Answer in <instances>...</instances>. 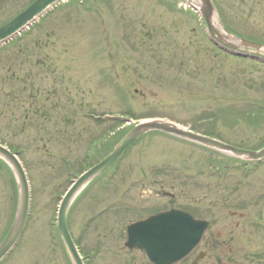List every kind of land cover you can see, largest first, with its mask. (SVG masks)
<instances>
[{
    "label": "rangeland",
    "instance_id": "374dc122",
    "mask_svg": "<svg viewBox=\"0 0 264 264\" xmlns=\"http://www.w3.org/2000/svg\"><path fill=\"white\" fill-rule=\"evenodd\" d=\"M31 1L0 0V25ZM214 3L232 33L264 42V0ZM150 116L260 147L264 62L216 47L187 0H66L2 45L0 143L25 167L30 207L23 236L0 264H71L57 229L62 196L130 122ZM17 189L0 162V228L12 220ZM164 207L210 222L180 264H264V160L163 133L141 138L83 189L70 229L88 264H150L125 245L124 229Z\"/></svg>",
    "mask_w": 264,
    "mask_h": 264
},
{
    "label": "water",
    "instance_id": "95a60500",
    "mask_svg": "<svg viewBox=\"0 0 264 264\" xmlns=\"http://www.w3.org/2000/svg\"><path fill=\"white\" fill-rule=\"evenodd\" d=\"M62 1L65 0H34L23 11L0 26V44L12 39ZM188 1L200 12L209 37L215 45L230 54L264 62V43L232 33L222 20L220 21L221 17L219 18L213 0ZM153 131L170 134L239 159L248 161L264 159V145L259 149L240 148L163 118H146L136 122L108 154L74 180L60 201L57 213L58 231L72 264H85L68 224V215L74 200L94 178L110 168L132 144ZM0 158L12 170L18 188L15 219L7 236L0 243L1 261L15 246L25 227L30 207V185L18 155L1 143ZM208 228L207 222L195 220L190 213L162 212L146 221L129 225L126 228V245L141 249L152 264H178L199 248Z\"/></svg>",
    "mask_w": 264,
    "mask_h": 264
},
{
    "label": "flooded vegetation",
    "instance_id": "af4514ba",
    "mask_svg": "<svg viewBox=\"0 0 264 264\" xmlns=\"http://www.w3.org/2000/svg\"><path fill=\"white\" fill-rule=\"evenodd\" d=\"M164 195H166V194H164ZM164 195H160V196H164ZM171 197H173V196H171ZM11 203H12V208H13V206H14V192H12V194H11ZM172 201H170V203H171ZM138 206V208H140L141 210L142 209H144L143 210V212H147V211H152L153 210V207H154V205L151 203V202H141L139 205H137ZM15 209H13V216H12V220H11V222H10V224H3L2 226H1V228H0V242L5 238V236L7 235V233H8V231H9V229H10V227H11V225H12V221H13V218H14V215H15V210H16V206L14 207ZM170 208H175V207H164V208H161V209H157V210H155V211H153V212H151V213H149V214H147L146 216H144L143 218H140V219H144V218H146V217H148V216H150L151 214H153V213H155V212H157V211H160V210H166V209H170ZM176 208H182V209H186V210H189L188 208H185V207H176ZM140 210V211H141ZM142 212V213H143ZM140 213V212H139ZM195 213V212H194ZM26 228V227H25ZM25 228H24V230H23V232H22V235H21V237L23 236V234H24V232H25ZM143 255V254H142Z\"/></svg>",
    "mask_w": 264,
    "mask_h": 264
},
{
    "label": "trees",
    "instance_id": "16d2710c",
    "mask_svg": "<svg viewBox=\"0 0 264 264\" xmlns=\"http://www.w3.org/2000/svg\"><path fill=\"white\" fill-rule=\"evenodd\" d=\"M110 147H111V145H110ZM12 149V148H11ZM13 151H14V149H12ZM77 242V241H76ZM77 244H78V246H79V243L77 242ZM88 264V263H87Z\"/></svg>",
    "mask_w": 264,
    "mask_h": 264
},
{
    "label": "bare ground",
    "instance_id": "6f19581e",
    "mask_svg": "<svg viewBox=\"0 0 264 264\" xmlns=\"http://www.w3.org/2000/svg\"><path fill=\"white\" fill-rule=\"evenodd\" d=\"M222 31V30H221ZM223 32V31H222ZM224 34V33H223Z\"/></svg>",
    "mask_w": 264,
    "mask_h": 264
}]
</instances>
